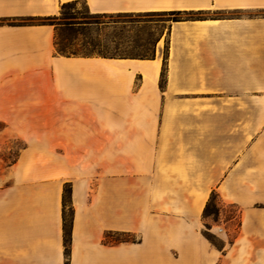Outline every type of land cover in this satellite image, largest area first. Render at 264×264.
Segmentation results:
<instances>
[{
	"label": "crops",
	"instance_id": "0c3cea01",
	"mask_svg": "<svg viewBox=\"0 0 264 264\" xmlns=\"http://www.w3.org/2000/svg\"><path fill=\"white\" fill-rule=\"evenodd\" d=\"M69 1L208 15L170 23L161 83L158 43L152 59L66 56L54 25L11 24ZM0 122L24 141L0 178V264H64V183L69 264H264V0H0ZM213 190L235 207L230 241L209 228L220 246Z\"/></svg>",
	"mask_w": 264,
	"mask_h": 264
},
{
	"label": "trees",
	"instance_id": "16d2710c",
	"mask_svg": "<svg viewBox=\"0 0 264 264\" xmlns=\"http://www.w3.org/2000/svg\"><path fill=\"white\" fill-rule=\"evenodd\" d=\"M76 1L62 3L57 14L47 16H28L22 17L21 22H11V24H32L47 23L55 26V49L59 54L66 56H101L109 58H140L152 59L155 56L156 44L161 37L150 32L140 34L137 30L132 35H123L121 27L116 26L118 23H140L149 22L148 20L130 19L115 20L114 16H130L144 14H163L172 15L165 19L167 21V38L165 40V53L162 60L161 83L165 78L167 44L169 27L172 21L199 19L202 11L192 10H173V11H152V12H118V13H91L87 7L86 12L78 14L70 12L68 7L73 6ZM183 15V16H182ZM28 21V22H24ZM35 21V22H33ZM109 28L113 29L111 36H105L104 40H99V36ZM219 213L217 193L213 190L203 209V217L210 215L217 217ZM73 208L71 203V186L70 183H64L61 198V218H62V239L64 264H69L71 228H72ZM111 234L128 235L125 231H107L104 234L103 243ZM206 234V231H205ZM134 240L114 239V243L128 242Z\"/></svg>",
	"mask_w": 264,
	"mask_h": 264
},
{
	"label": "rangeland",
	"instance_id": "374dc122",
	"mask_svg": "<svg viewBox=\"0 0 264 264\" xmlns=\"http://www.w3.org/2000/svg\"><path fill=\"white\" fill-rule=\"evenodd\" d=\"M60 10V9H59ZM68 11L70 12H77L78 14H83L86 12V6L83 2H76L73 4V6L67 8ZM208 14H198L194 16H207ZM209 15H212L209 13ZM183 16V15H182ZM172 17V15H163V14H144L141 13L140 15H130V16H114L113 19L115 20H130V19H139V20H148L149 22H140V23H129L126 21L125 23H118L116 26L121 27V32L123 35H132L134 34L137 30H139L140 34H144V32H150L152 34L157 35L158 33H161V37L159 41L157 42L159 45V54L161 56V59L163 60L164 53H165V40L167 38V21L165 19ZM19 20L22 19H17L13 22H21ZM28 22V21H24ZM35 22V21H33ZM113 33V29L109 28L103 34L99 36V40H104L105 36H111ZM156 49H157V44H156ZM155 49V52H156ZM5 126L4 123L0 122V130ZM24 141L23 139L19 137H10L6 139L0 140V178H3V174L6 172L7 166L15 162L19 158V154L21 152V149L23 148ZM219 213L217 217L214 215H210L205 218V224H204V229L206 231V236L209 239V241L215 245V246H220L223 243V240H221L218 236L213 234L209 228L211 224L216 223L220 226L221 231L222 228H227L228 226L230 227V232L228 234L227 240L230 241L234 234V229H235V207L231 205H219ZM107 232V231H105ZM104 232V234H105ZM104 234L102 241L104 239ZM114 239H128V240H134L136 242L138 240L137 236L135 234L129 233L128 235H120V234H111L107 239L108 245H116L119 243H114ZM132 242V241H128ZM124 243V242H120Z\"/></svg>",
	"mask_w": 264,
	"mask_h": 264
}]
</instances>
